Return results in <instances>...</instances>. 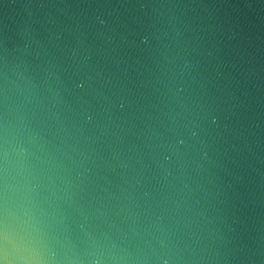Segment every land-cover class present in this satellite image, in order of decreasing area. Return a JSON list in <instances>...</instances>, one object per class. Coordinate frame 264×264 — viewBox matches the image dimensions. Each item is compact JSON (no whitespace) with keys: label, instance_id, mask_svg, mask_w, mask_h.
Returning a JSON list of instances; mask_svg holds the SVG:
<instances>
[{"label":"water","instance_id":"1","mask_svg":"<svg viewBox=\"0 0 264 264\" xmlns=\"http://www.w3.org/2000/svg\"><path fill=\"white\" fill-rule=\"evenodd\" d=\"M0 264H264V0H0Z\"/></svg>","mask_w":264,"mask_h":264}]
</instances>
